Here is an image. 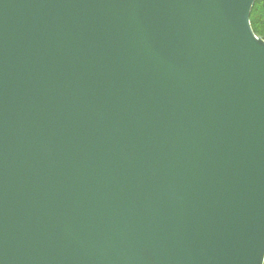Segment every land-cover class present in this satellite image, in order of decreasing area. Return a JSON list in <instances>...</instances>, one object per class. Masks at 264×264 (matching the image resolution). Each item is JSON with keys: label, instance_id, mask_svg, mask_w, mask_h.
<instances>
[{"label": "water", "instance_id": "obj_1", "mask_svg": "<svg viewBox=\"0 0 264 264\" xmlns=\"http://www.w3.org/2000/svg\"><path fill=\"white\" fill-rule=\"evenodd\" d=\"M255 0H0V264H264Z\"/></svg>", "mask_w": 264, "mask_h": 264}, {"label": "trees", "instance_id": "obj_2", "mask_svg": "<svg viewBox=\"0 0 264 264\" xmlns=\"http://www.w3.org/2000/svg\"><path fill=\"white\" fill-rule=\"evenodd\" d=\"M250 20L256 35L264 39V0H255Z\"/></svg>", "mask_w": 264, "mask_h": 264}]
</instances>
